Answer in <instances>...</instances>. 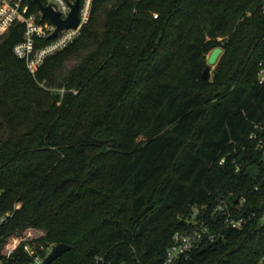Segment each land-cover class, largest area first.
Returning <instances> with one entry per match:
<instances>
[{
  "label": "trees",
  "instance_id": "16d2710c",
  "mask_svg": "<svg viewBox=\"0 0 264 264\" xmlns=\"http://www.w3.org/2000/svg\"><path fill=\"white\" fill-rule=\"evenodd\" d=\"M22 32L0 39V248L35 227L44 253L70 245L50 264H161L200 220L216 239L181 264L262 258L264 152L250 135L264 131V0H93L36 76L12 50ZM220 205L246 223L227 226ZM30 260L19 245L6 263Z\"/></svg>",
  "mask_w": 264,
  "mask_h": 264
},
{
  "label": "built area",
  "instance_id": "2783aa9c",
  "mask_svg": "<svg viewBox=\"0 0 264 264\" xmlns=\"http://www.w3.org/2000/svg\"><path fill=\"white\" fill-rule=\"evenodd\" d=\"M43 5H50L62 19L69 16L75 0H41ZM93 0L79 1V24L76 28H65L60 30L55 36H51L57 26L48 18L44 17L38 5L33 8L29 0H0V39L17 26L23 27V32L19 41L13 45V53L22 59L32 76H36L39 68L46 58L58 50L70 44L80 33L81 27L89 19ZM264 81V65L259 72V82ZM251 138L256 140V146L264 152V131L258 135L252 132ZM223 161V159H222ZM244 201V199L242 200ZM20 203L16 204V208ZM218 209L223 211L224 220L227 226L232 228L242 227L247 218L244 216H234L232 211L220 205ZM11 212L8 211L0 215V226L7 223ZM264 218V215H263ZM195 226L187 231H177L173 235L172 243L167 248L165 258L161 264H181L188 260L194 250L200 248L207 242L216 239L214 233L209 232L203 221L195 220ZM45 234L43 229L26 227L19 233L6 236L0 248V264H7L6 260L11 258L13 251L19 246H23L24 252L31 257L29 264H41L49 249L45 245L39 244L38 239ZM96 264H112L98 258ZM123 264V263H115ZM256 264H264V255Z\"/></svg>",
  "mask_w": 264,
  "mask_h": 264
},
{
  "label": "water",
  "instance_id": "95a60500",
  "mask_svg": "<svg viewBox=\"0 0 264 264\" xmlns=\"http://www.w3.org/2000/svg\"><path fill=\"white\" fill-rule=\"evenodd\" d=\"M34 1L38 5L43 16L56 24L57 28L54 31V33L51 35L52 37L55 36L62 29L71 28V27L76 28L78 26L79 24L78 9H79L80 0H75L74 4L72 5V10L69 16L65 19H62L59 16V13L56 12L50 5H43L41 0H34ZM209 74H210V66L207 65L203 70L202 77L208 78ZM240 198L241 195H238L236 201H238ZM69 248L70 245L64 242L56 244L49 251V253L47 254V256L45 257L44 261L41 264H50L53 260L59 257L63 252L67 251Z\"/></svg>",
  "mask_w": 264,
  "mask_h": 264
},
{
  "label": "rangeland",
  "instance_id": "374dc122",
  "mask_svg": "<svg viewBox=\"0 0 264 264\" xmlns=\"http://www.w3.org/2000/svg\"><path fill=\"white\" fill-rule=\"evenodd\" d=\"M222 53L221 47H215L207 55V63L210 66V75L213 73V70L216 67L217 61ZM71 62H69L70 64Z\"/></svg>",
  "mask_w": 264,
  "mask_h": 264
}]
</instances>
